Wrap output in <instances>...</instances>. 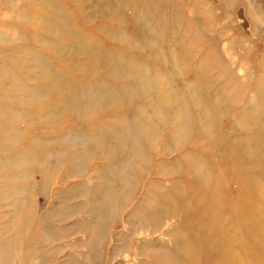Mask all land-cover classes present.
<instances>
[{"label": "rangeland", "instance_id": "1", "mask_svg": "<svg viewBox=\"0 0 264 264\" xmlns=\"http://www.w3.org/2000/svg\"><path fill=\"white\" fill-rule=\"evenodd\" d=\"M18 253L264 264V0H0V259Z\"/></svg>", "mask_w": 264, "mask_h": 264}, {"label": "bare ground", "instance_id": "2", "mask_svg": "<svg viewBox=\"0 0 264 264\" xmlns=\"http://www.w3.org/2000/svg\"><path fill=\"white\" fill-rule=\"evenodd\" d=\"M33 8V7H32ZM33 12H34V10H33ZM92 58V57H91ZM21 123V122H20ZM138 125H139V127L140 128H142L141 127V123L140 122H138ZM126 126V125H125ZM125 126H124V128H125ZM127 130V129H126ZM142 130H145L144 128H142ZM205 169H206V166L204 167V170L202 171V173H204V175H206V174H208V172H206L205 171ZM207 176V175H206ZM105 177L104 176H102V179H104ZM71 193V192H70ZM107 199L106 200H104L103 201V199L102 200H100V198H96L97 199V202H99V203H102L104 206H108L109 205V203H111L112 202V200H113V196H111V197H106ZM102 201V202H101ZM98 203V205H100ZM105 204H107V205H105ZM100 206H102V205H100ZM31 214H26L25 213V211L22 213V215H21V217H20V223H19V229H18V237L19 238H21V239H26L25 240V242H27V243H25V246L27 247V245H28V242H30V239L28 238V236H27V233H28V223H30V220H31ZM241 216V215H240ZM244 218H246V215L244 214V215H242ZM103 234V233H102ZM193 234V232L191 231V235ZM102 237H104L105 236V234H103V235H101ZM18 238V239H19ZM19 253H20V251H19ZM17 254V255H15L16 256V259H17V262L19 261L21 264H33V261H36V260H33L32 259V256H28V255H26V254ZM151 256V255H150ZM10 257V256H9ZM13 257V256H12ZM41 259L42 258H39V261H41ZM0 264H11V260H10V258H7V259H0Z\"/></svg>", "mask_w": 264, "mask_h": 264}]
</instances>
